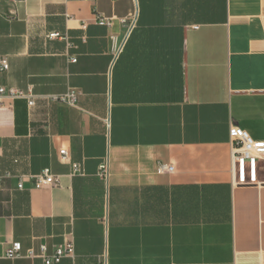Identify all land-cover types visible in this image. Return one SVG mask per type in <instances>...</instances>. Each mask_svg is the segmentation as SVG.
<instances>
[{"label":"crops","instance_id":"obj_1","mask_svg":"<svg viewBox=\"0 0 264 264\" xmlns=\"http://www.w3.org/2000/svg\"><path fill=\"white\" fill-rule=\"evenodd\" d=\"M0 56V86L36 97L0 107V264H43L3 258L14 241L71 242L55 264H264V175L236 183L230 145L231 125L264 141V0H0Z\"/></svg>","mask_w":264,"mask_h":264},{"label":"built area","instance_id":"obj_2","mask_svg":"<svg viewBox=\"0 0 264 264\" xmlns=\"http://www.w3.org/2000/svg\"><path fill=\"white\" fill-rule=\"evenodd\" d=\"M50 39H62V37L55 32L49 33ZM74 61V59H71ZM9 68L8 61L5 57L0 56V72L7 71ZM78 93L74 90H68L65 93L57 96H51L52 101H59L67 105H76ZM3 98L9 99H25L28 106L34 105L35 95L27 90H20L14 87L0 86V107L3 105ZM231 166L232 171L236 177V183L247 184L256 181V177L259 174L264 175V141H258L253 139L247 131L236 126L231 125ZM63 157H66L67 153L64 150L60 151ZM171 170V167L167 168ZM107 163L104 162L100 165L99 175L101 177L107 176ZM73 173L79 172V167L73 165ZM9 177V174H0L1 178ZM34 186L36 188H43L53 186L56 183V178L49 172L48 169H43L40 173L33 176ZM17 187H22L21 181L18 182ZM73 244L67 242L62 246H58L52 253H47V246L42 243L38 245L37 250L33 248L27 249L24 253L21 251V245L19 242H11L3 251L2 257L5 259H16L19 257L27 258H39L43 264H55L62 258L69 257L73 254ZM101 264H107L103 261Z\"/></svg>","mask_w":264,"mask_h":264}]
</instances>
